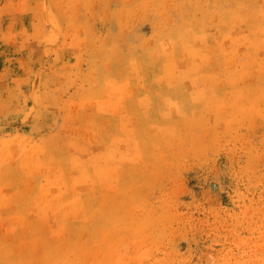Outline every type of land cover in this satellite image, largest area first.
I'll use <instances>...</instances> for the list:
<instances>
[{
  "label": "rangeland",
  "instance_id": "374dc122",
  "mask_svg": "<svg viewBox=\"0 0 264 264\" xmlns=\"http://www.w3.org/2000/svg\"><path fill=\"white\" fill-rule=\"evenodd\" d=\"M0 264H264V0H0Z\"/></svg>",
  "mask_w": 264,
  "mask_h": 264
}]
</instances>
